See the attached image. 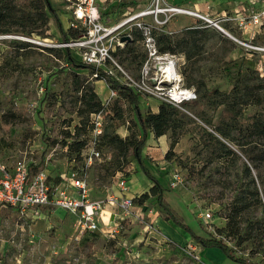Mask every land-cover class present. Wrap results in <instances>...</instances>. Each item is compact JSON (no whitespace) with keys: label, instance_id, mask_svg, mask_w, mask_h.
Instances as JSON below:
<instances>
[{"label":"rangeland","instance_id":"obj_1","mask_svg":"<svg viewBox=\"0 0 264 264\" xmlns=\"http://www.w3.org/2000/svg\"><path fill=\"white\" fill-rule=\"evenodd\" d=\"M51 1L64 30H69L72 0ZM192 3L202 5L201 10L186 7ZM244 3L100 0L105 26L134 19L123 31L131 34L130 41L135 40V52L122 53L116 59L135 77L140 76L148 61L144 40H137L134 34L140 30L139 23L153 28L158 49L162 33L174 41L188 42L182 49H188L190 59L187 62L185 58L179 69L185 85L194 87L199 99L179 110L173 130L160 138L151 134L143 152L146 166L159 175L166 198L188 229L166 220L153 196L140 200L151 185L143 179L131 149L125 156L121 144L112 142L116 136L124 140L142 136L129 100L111 89L106 80H97L94 71L67 65V47L62 46L65 42L60 29L43 0H0V164L13 167L24 162L33 176L45 170L53 179H63L68 171L76 172L89 183L92 200L103 199V193L111 191L121 179L130 187L140 184L134 203L144 215L143 223L118 217L119 226L113 224L110 214L106 220L101 216L110 228L109 234L82 235L76 216L62 210L51 214L48 221L2 211L0 264H244L221 248H200L192 240L194 236L217 238L236 257L264 264V136L252 132L255 122L264 118V103L245 105L234 93L237 84L243 91L248 84L264 97V35L253 39L239 27L224 22L236 41L186 13L159 14V19L166 21L164 25L154 14L135 19L157 5L186 9L211 19L221 15L222 8H228L227 14L236 16L243 5L249 8V0ZM70 49L78 56L76 49ZM156 64L150 61L151 74ZM91 88L98 99L87 105ZM98 101L101 109L89 113L90 105ZM158 104V100L141 95L143 113H154L152 107ZM99 114L101 134L94 124ZM95 139L101 156L87 167L85 157ZM73 141L85 142L80 155L69 148ZM174 141L170 160L166 155ZM175 168L183 182L171 189ZM207 213L210 218L205 217Z\"/></svg>","mask_w":264,"mask_h":264},{"label":"built area","instance_id":"obj_2","mask_svg":"<svg viewBox=\"0 0 264 264\" xmlns=\"http://www.w3.org/2000/svg\"><path fill=\"white\" fill-rule=\"evenodd\" d=\"M249 4V8L245 9L243 14L236 16L224 14L213 19L186 9L175 7L164 9L157 5L156 9L142 12L135 19L154 14L157 22L164 25L166 21L159 19V14L164 12L192 14L220 31L230 34L223 26L224 22H228L239 27L244 34L254 39L264 30V0H249ZM70 8L73 16L70 28L78 30L81 36L62 46L76 49L83 63L95 67L97 72L104 71L120 84L142 96L154 98L178 110L184 109L186 104L199 99L196 89L184 83L179 69L181 58L175 54L159 52L154 41L153 28L150 25L144 22L138 24L148 53V61L142 68L140 76L135 77L126 72L115 57V53L126 45L122 38L131 37L128 31H123V27L134 19L131 18L124 23L107 27L102 23V14L97 0H72ZM152 60L157 62L154 66L156 71L153 74L149 67ZM95 117V131L101 134V123L99 122L101 116L99 114ZM96 145L95 139L88 156L85 157L87 167H90L94 160L101 156ZM48 174L44 170L33 176L29 165L24 162L13 167L0 164V211L4 208H11L21 217H28L30 213H33L35 218H45L40 208L53 206L76 216L77 229L82 235L99 230V219L107 204L117 206L125 219L133 218L138 222H144V215L134 211L135 198L118 197L113 194L104 199L92 200L89 183L76 172L68 171L66 175H62L63 180L68 184L64 187L63 181L59 185L50 184ZM182 182V175L175 168L172 170L170 180L171 189L176 188ZM118 185L121 192L128 190V183L124 179L119 180ZM205 217L210 218L211 214L207 213Z\"/></svg>","mask_w":264,"mask_h":264},{"label":"trees","instance_id":"obj_3","mask_svg":"<svg viewBox=\"0 0 264 264\" xmlns=\"http://www.w3.org/2000/svg\"><path fill=\"white\" fill-rule=\"evenodd\" d=\"M43 1L44 3H46V6L51 16L53 17V19H55V24L60 29L59 31H60V34L62 35L63 41L65 43H70L72 41L77 40L81 36V33L78 30H74L73 28H70L69 30L65 31L62 26L61 19L59 18V11L55 7L54 3L51 0H43ZM4 32H8V31H4ZM191 33H194V31H192ZM134 34L137 35V40H143L142 32L140 30L134 31ZM263 35H264V30L263 32L258 34L256 37L263 36ZM29 36H31V34H29ZM134 44H135V40L128 41L124 49H119L118 50L119 52L117 51L115 53V57L125 52L134 53L135 52ZM158 44H159V52L161 54H164V53L181 54L183 53L185 55L186 61L187 62L189 61L190 55L187 52L188 49H184V50L182 49L183 45L184 46L188 45L187 41H183V40L174 41L169 35L162 33L158 37ZM64 52L66 53V63L68 66H71L75 69H86V70L94 71V73L97 74L98 76L97 80H106L107 84L109 85L111 89L119 92V94L126 97L129 100L130 104L134 107L136 119L142 131V136L140 138L129 137L126 140L116 136L112 138V142H116V144H121V151L125 152V156H127L128 151L131 149L132 153L134 154L135 159L138 162L141 172L147 177L148 180L152 182L153 186L150 188L149 193L142 195V197H140V200L147 201L149 200L150 196H153L154 204L157 207H159L160 210L164 212L166 220L172 221L175 224L188 228L183 223L182 217L172 207V205L166 198L165 187L148 169V167L145 164L144 157H143V151L147 145L150 135L153 134L156 138H160L166 135L167 132H169L170 130H173L174 124L176 122V118L179 115V110L166 103H161L159 105V109L157 112H154V113L148 112L146 114L143 113L141 109V95L140 94L128 88L127 86L120 84L117 80H115L112 76L108 75L104 71L97 72V69L95 67L86 65L85 63L81 61L79 55L78 56L77 54L75 55V53H73L69 47L64 48ZM249 72H252V71L248 69V73ZM258 78L260 79V77ZM249 81L251 82L252 80L250 79ZM261 81H264V78L261 79ZM188 87H192V86H188ZM45 90L47 91L48 88H46ZM214 93H216V91H214ZM234 93L236 97L244 101L245 105H250V104L262 105L264 103V97L260 93V90L254 87H251L248 84L245 87L244 91L242 90V87L239 84H237L234 88ZM89 94L90 95H88V97L86 98L87 105L92 104L90 103V101L94 102L95 100L98 99L96 93L94 92L92 88L89 90ZM212 94L213 92H209V95H212ZM47 96H48V92H46L45 98ZM190 104L192 103H188L186 104V106H189ZM89 108H91L89 113L98 112L101 109L100 101H98L95 105H90ZM40 113L41 111H39V114ZM252 132L254 136H259V135L264 136V118L263 119L259 118L255 122ZM68 138H71V135ZM176 142L177 141H174L172 143L171 150L166 155L167 159L172 160V158L170 157V154H174L173 150H174ZM68 145L69 144H67L66 146ZM85 145L86 144L84 141H80V142L73 141V143H70L69 148L72 150V152L80 155ZM29 169H30V166H29ZM247 173L251 175V171L249 168H247ZM62 181L63 179H60V178L53 179V177L49 176V182L54 185H59L62 183ZM192 240L197 245L201 246L202 248H208V247L221 248L233 260L238 261L240 263H244V264H251V262L245 259H240L236 257L233 250L228 245H226L223 241L217 238L210 237V238L204 239L201 237L194 236Z\"/></svg>","mask_w":264,"mask_h":264},{"label":"crops","instance_id":"obj_4","mask_svg":"<svg viewBox=\"0 0 264 264\" xmlns=\"http://www.w3.org/2000/svg\"><path fill=\"white\" fill-rule=\"evenodd\" d=\"M248 0H242V3H244V2H247ZM97 4L99 5V8H100V0H97ZM229 4H231L230 2H229ZM245 4V3H244ZM208 5V4H207ZM206 5V6H207ZM202 5H200V4H196V3H192V4H189V5H187L186 7L187 8H191V9H196V10H198V11H200L201 9H200V7H201ZM209 6V5H208ZM204 8H205V6H204ZM207 8H209V7H207ZM247 7H245V5H243L242 7H240L238 10H237V12H240V14H243V12H245V9H246ZM227 9L228 8H222L221 10H220V12H221V15H224V14H227ZM205 10V9H204ZM205 14H207V13H205ZM221 15H219V16H221ZM188 20H191V18H189ZM194 20V19H193ZM191 22V21H190ZM180 58H181V61H183L184 59H185V55L183 54V53H181V54H179L178 55ZM153 105V104H152ZM159 105L160 104H158L157 106H156V108H153L152 107V110H153V112H157L158 111V109H159ZM157 109V110H156ZM144 152V151H143ZM151 173L158 179V180H160L159 179V175L157 174V173H155V171H151ZM143 174V173H142ZM144 175V174H143ZM143 178V177H142ZM144 180H146L151 186H150V188L153 186L152 185V182L150 181V180H148L147 179V177L144 175V178H143ZM161 183V182H160ZM162 184V183H161ZM62 185H63V187L64 186H67L68 184L63 180V183H62ZM134 186H129V182H128V190L126 191V192H121V190H120V188H119V185L117 184L116 186H113L112 187V189H111V191H108V192H104L103 194V199L105 198V197H107L108 195H115V196H118V197H130V198H135V196H136V194H138L139 192H140V184L138 185V184H133ZM164 186V185H163ZM104 191V190H103ZM72 192V191H71ZM92 199V198H91ZM55 208V207H54ZM54 208H50V207H43V208H40V212H41V214H43V215H45V218H43V217H41V218H35L33 215V213H30L29 215H28V217L29 218H31V219H33V220H39V219H43V220H45V221H48V217L51 215V214H53V213H56L57 211H59V210H62V209H54ZM2 211H6V212H8V213H12V214H16V215H19L18 214V212L17 211H15V210H13V209H11V208H4V209H2L1 211H0V213L2 212ZM62 211H64V210H62ZM134 211L135 212H137V213H141V209H140V207H137L136 205H135V209H134ZM64 212H66V211H64ZM66 213H68V212H66ZM122 213V211L120 210V209H118V207L117 206H115V205H113V204H107L106 205V207H105V209H104V211H103V213H102V218L103 219H105L106 220V218H105V216L106 215H108V214H110V219L113 221V224L114 223H116V226H119L120 224H121V221H118V217H120L123 221H124V215L123 214H121ZM70 214V213H69ZM121 214V215H120ZM72 215V214H71ZM72 216H74V215H72ZM75 217V216H74ZM126 220L127 221H130L131 223H135V222H137V223H141V222H138V221H136L135 219H133V218H126ZM109 232H110V228H108V226H105L104 224H103V221H102V219L100 218L99 219V230L97 231V232H95V233H97V234H109ZM168 235V234H167ZM199 246V245H198ZM200 248H202L201 246H199Z\"/></svg>","mask_w":264,"mask_h":264},{"label":"water","instance_id":"obj_5","mask_svg":"<svg viewBox=\"0 0 264 264\" xmlns=\"http://www.w3.org/2000/svg\"><path fill=\"white\" fill-rule=\"evenodd\" d=\"M225 34H226L227 36L231 37L232 39L238 41L237 39H235V38H234L233 36H231L230 34H228V33H225ZM130 39H131L130 36H126V37H123V38H122V41H123V42H128V41H130Z\"/></svg>","mask_w":264,"mask_h":264},{"label":"bare ground","instance_id":"obj_6","mask_svg":"<svg viewBox=\"0 0 264 264\" xmlns=\"http://www.w3.org/2000/svg\"><path fill=\"white\" fill-rule=\"evenodd\" d=\"M101 83V81L99 82V84ZM171 226V225H170ZM173 230H176V229H174V228H172ZM178 229V228H177ZM166 230V229H165ZM177 231V230H176ZM171 233V232H170ZM174 233H175V231H174ZM167 234H168V232H167ZM179 234V233H178ZM172 235V234H171Z\"/></svg>","mask_w":264,"mask_h":264}]
</instances>
